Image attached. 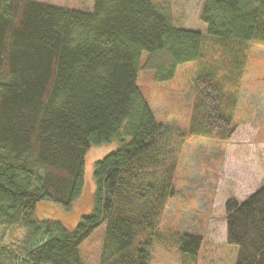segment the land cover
Returning a JSON list of instances; mask_svg holds the SVG:
<instances>
[{
  "label": "trees",
  "instance_id": "trees-1",
  "mask_svg": "<svg viewBox=\"0 0 264 264\" xmlns=\"http://www.w3.org/2000/svg\"><path fill=\"white\" fill-rule=\"evenodd\" d=\"M200 18L233 54L264 43V0H204ZM203 41L154 0H95L92 10L0 0V221L26 229L19 244H0V264H84L80 246L104 222L100 264H152L177 193L182 140L170 138L138 85L142 55L149 52L144 67L167 80L201 58ZM223 82L213 72L193 79L189 134L220 141L234 134L229 108L237 95ZM114 139L119 148L95 162L92 212L74 230L37 218L42 200L71 208L83 193L88 150ZM225 213L236 264H264V184L244 200L228 198ZM201 244L188 232L175 240L186 255Z\"/></svg>",
  "mask_w": 264,
  "mask_h": 264
},
{
  "label": "rangeland",
  "instance_id": "rangeland-1",
  "mask_svg": "<svg viewBox=\"0 0 264 264\" xmlns=\"http://www.w3.org/2000/svg\"><path fill=\"white\" fill-rule=\"evenodd\" d=\"M73 8L89 9L95 0H42ZM204 0H154L168 3L176 25L200 30L204 36L200 59L178 65L175 75L159 80L153 67H144L149 52L142 55L138 85L158 121L170 128V138L181 140L175 177L176 196L166 206L160 226L162 239L151 247L152 264H236L239 245L227 241L225 203L228 198L244 200L264 184V43L249 41L239 51L218 43L200 18ZM231 52H230V51ZM241 58L240 64L236 60ZM232 63V64H230ZM201 72H213L224 79L227 92L237 95L229 108L237 128L231 138L220 141L188 132L193 102V79ZM229 112V111H228ZM129 140L128 136L124 137ZM121 139L94 144L85 157L84 189L70 209L42 200L37 203L39 219L58 218L74 230L83 215L92 212L95 202V162L121 145ZM107 224L102 223L80 246L84 264H100ZM202 236L197 254L178 251L175 240L181 233ZM26 229L0 221V244H19Z\"/></svg>",
  "mask_w": 264,
  "mask_h": 264
}]
</instances>
